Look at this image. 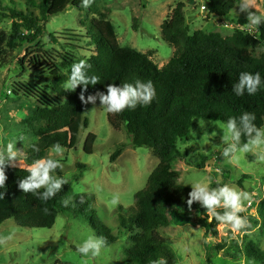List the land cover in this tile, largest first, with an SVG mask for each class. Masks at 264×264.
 <instances>
[{
	"label": "trees",
	"instance_id": "1",
	"mask_svg": "<svg viewBox=\"0 0 264 264\" xmlns=\"http://www.w3.org/2000/svg\"><path fill=\"white\" fill-rule=\"evenodd\" d=\"M235 5L236 0H209L207 8L210 15L226 18ZM27 7V12L13 9L8 17L12 20L11 31L0 33V64L4 65L7 55L16 48L28 45L24 52L27 54L29 49L41 46L46 36L51 44L64 50L58 57L40 51L29 57L30 60L20 58L19 71L36 75V82L14 83L8 91L10 96L23 98L35 107L32 122L38 125L34 132L40 149L38 153L30 150L35 160L44 158L46 151L56 143L69 150L77 147L80 131L90 125L84 116L89 104L81 102V94L87 99L96 92L106 91L109 84L119 86L137 80L151 81L156 98L150 105L108 114L115 130L126 131L132 148H147L159 160L145 188L136 193L133 206L118 208L119 228L131 233L133 242L124 252L122 264H154L156 261L176 264L175 255L159 231L170 225L169 209L172 206L182 213H195L196 224L207 235L216 237L217 222L209 213L198 203L189 210L187 200L192 189L179 184L182 173L175 170L173 164L181 156L179 145L189 140L197 120L224 124L229 118L249 112L255 114L257 127L264 128V89L253 96L245 94L243 97L232 92V85L238 81L241 72H259L264 79V25L256 33H250L244 30L247 19H236L238 27L231 36L204 30L190 33L185 4L178 3L161 25L162 39L175 49V56L159 68L148 54L120 45L110 21V10L102 12L93 5L83 8L80 0H41L39 6L35 0H27ZM35 8L39 9L40 16L33 11ZM69 9H92L95 17L86 27V36L72 29L59 36L48 34L46 24L49 19ZM86 40L96 50L88 58L90 67L87 72L89 76H98L100 83L90 85L87 91H83L82 86L74 92L67 91L63 85L71 66L76 63L73 51L80 49ZM63 65L68 69L66 74L62 71ZM49 82L51 86L48 87ZM95 105L101 107L99 100ZM96 141L95 134L87 136L85 153H94ZM125 147L120 145L111 160L115 161ZM56 170L60 174L58 168ZM5 174L8 179L4 189H0L5 191L4 199H0V226L14 220L20 228L51 229L60 214L70 212L73 217L79 215L89 222L97 236L107 239L108 245L118 241V237L93 214L90 200L85 195L73 193L69 181L53 199L44 203L31 193L19 190V181L28 174L26 169L7 167ZM223 184L213 183L211 188ZM64 200L70 201L67 207L63 205ZM259 209L264 224V198ZM252 224L258 226L259 221L254 220ZM241 253L252 262L264 264V251H259L255 245H247Z\"/></svg>",
	"mask_w": 264,
	"mask_h": 264
},
{
	"label": "rangeland",
	"instance_id": "2",
	"mask_svg": "<svg viewBox=\"0 0 264 264\" xmlns=\"http://www.w3.org/2000/svg\"><path fill=\"white\" fill-rule=\"evenodd\" d=\"M35 1L38 6L41 4V0ZM208 1L94 0L92 5L102 12L111 11L110 21L122 47L148 54L160 67L175 56V49L162 39V23L178 3H184L190 33L210 30L205 23L211 17L209 10H202V6L207 7ZM254 3L258 12H264V0H254ZM13 9L27 12V0H0V33L11 31L12 20L8 17ZM90 10L92 9H69L62 15L50 18L46 24L48 34L59 36L63 31L72 29L86 36V27L95 17ZM256 10L251 9L252 12ZM33 11L40 16L39 9L35 8ZM234 12L226 17L227 20L247 19V13H241L239 8H235ZM218 21L222 23V18L219 17L214 22L217 24ZM221 25L225 27L228 24ZM217 27L216 25V29L206 32L217 33L220 30ZM245 31H248L247 26ZM224 33L229 34L226 31ZM27 48L28 45L16 48L7 55L4 65L0 64V147L24 137L27 158L23 160L22 166L16 164L15 167L20 169H27L35 160V156L30 153V145L38 143L34 132L38 125L32 122L35 107L23 98L18 99L8 94L14 83L36 82V75L19 71L21 68H18V61L23 57L30 60L40 51L50 52L57 57L64 53L61 46L49 42L48 36L41 46L29 49L26 54L24 52ZM73 52L78 63L80 60L88 61L96 50L86 40L80 49ZM62 71L66 74L68 69L63 65ZM46 86H51V82ZM84 116L89 120V128L80 131L75 149H65L62 157H55L53 154L51 158L58 159L62 165L58 168L60 174L57 170L53 174L69 181L74 194L85 195L90 200L93 214L118 237V241L109 245V250L101 257L87 259L81 257L76 248L89 235L96 233L81 216L73 217L70 212L60 214L51 229L20 228L14 220H9L0 226V237H13L6 244L0 245V264H122L124 252L133 242L130 240L131 233L119 228L118 208L121 206L129 209L133 206L136 193L145 188L159 160L147 148H132L126 131L115 130L110 125L108 114L101 107L89 104ZM223 126L220 122L197 120L190 131L189 140L179 145L181 156L173 166L182 173L178 182L183 187L191 188V184L208 176L211 179L210 187L213 183H230L239 190L251 193L252 206L249 207L246 202L243 212L250 228L247 232L233 234L230 230L217 226L218 235L213 237L196 224L195 213H182L172 206L169 209L170 225L159 231L175 255L176 264H262L248 260L241 250L244 251L247 245L252 244L259 251H264V224L259 212L260 202L264 198V165L257 164L251 154L242 155L231 164L222 160L220 152L223 148ZM213 132L216 135L211 137ZM90 133L97 136L94 153L91 155L84 151L85 141ZM120 145L126 147L112 161L111 157ZM213 145L219 147H212ZM16 147L23 150V142L17 141ZM49 150L44 158H49ZM81 166L86 168L82 169ZM217 168H220V172L216 171ZM116 194L119 195V202L113 205L111 198ZM254 220L259 221L258 226L252 224Z\"/></svg>",
	"mask_w": 264,
	"mask_h": 264
},
{
	"label": "clouds",
	"instance_id": "3",
	"mask_svg": "<svg viewBox=\"0 0 264 264\" xmlns=\"http://www.w3.org/2000/svg\"><path fill=\"white\" fill-rule=\"evenodd\" d=\"M93 3L94 0H80L83 8H89ZM256 7L254 0H237L235 5V8H239L241 13H247L246 26L250 33L257 32L259 27L264 25V12H258ZM251 9L256 11L252 12ZM89 67L90 65L86 60L74 63L67 80L64 82L65 90L74 92L78 86H82L83 91H87L90 85L99 84L100 78L98 76L88 75L87 69ZM261 89H264V79L259 72L255 74L241 72L238 81L232 85V92L237 97H243L245 94L253 96ZM155 98L156 89L153 83L140 80L135 83L119 84V86L109 84L106 91L96 92L95 95H89L87 99L83 94L80 96L81 102L85 105H95L99 100L102 111L107 114H119L125 110H134L138 106H148ZM255 120L254 113L244 112L238 117L229 118L224 123L221 137L223 148L220 152L222 160L231 164L238 161L242 155L251 154L257 164L264 165V128L257 127L254 123ZM193 134L196 135L194 132ZM215 135L216 133L213 132L211 137ZM242 138H244L243 142ZM17 141L23 142V150L17 149ZM30 147L33 152L38 153L40 151L36 144H31ZM212 147L219 146L213 145ZM64 152V147L56 143L49 150V158L36 159L28 165L26 169L28 174L18 183L19 190H22L23 193H31L44 203L53 199L62 190V186L67 183V180L53 174L62 165L58 159L51 157L53 154L55 157H62ZM26 158L24 137L9 141L5 146L0 147V189H4L8 179L5 169L8 166L15 167L17 163L22 166V162ZM216 171L220 172V168H217ZM210 184L211 179L208 176L191 184L192 190L188 194L189 199L187 200L189 210L194 203H198L217 222L218 227L230 230L233 234L247 232L250 223L247 217L242 216L241 213L245 212L246 202L251 203L252 194L239 190L230 183L215 188H211ZM4 196L5 191H0V199H4ZM118 202L119 195H113L111 204L116 205ZM69 203V200L63 201L65 207ZM218 209L223 211H218ZM12 238L11 235L0 237V245L6 244ZM108 250L107 239L95 234L89 235L76 248V252L87 259L99 258ZM154 264H164V262L156 261Z\"/></svg>",
	"mask_w": 264,
	"mask_h": 264
},
{
	"label": "crops",
	"instance_id": "4",
	"mask_svg": "<svg viewBox=\"0 0 264 264\" xmlns=\"http://www.w3.org/2000/svg\"><path fill=\"white\" fill-rule=\"evenodd\" d=\"M211 17H210V20L208 21V22H205L206 24H207V29H210V30H204V31H212L211 29H213V28H215L216 29V25L218 26L217 27V29H220V30H218L217 31V33H220L221 35H223V36H225V35H227V36H231L232 34H233V32L234 31H232L233 29L230 27V26H225V27H222V25L221 24H231V23H234L235 25H237L236 23H235V20H232V19H228L227 20V18H222V23L221 22H219V23H215L214 21H217L218 19H219V17H215V15H210ZM232 30H231V29ZM222 29V30H221ZM235 30V29H234ZM224 31H226L227 33H229V34H225L224 33ZM171 61V60H170ZM169 61V62H170ZM168 62V63H169ZM167 63V64H168ZM166 64V65H167ZM165 66V65H164ZM163 65L162 66H160L159 68H162V67H164Z\"/></svg>",
	"mask_w": 264,
	"mask_h": 264
},
{
	"label": "built area",
	"instance_id": "5",
	"mask_svg": "<svg viewBox=\"0 0 264 264\" xmlns=\"http://www.w3.org/2000/svg\"><path fill=\"white\" fill-rule=\"evenodd\" d=\"M202 10H203V11H207L208 8H207L206 6H202ZM228 26H230L232 29H237V27H238V26L235 25L234 23L228 24ZM244 30H245V28H244ZM253 202H255L254 199H253ZM248 205H249V207H250V206H252V203H249Z\"/></svg>",
	"mask_w": 264,
	"mask_h": 264
}]
</instances>
